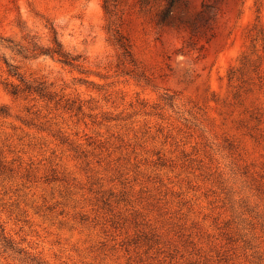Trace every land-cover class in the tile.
Here are the masks:
<instances>
[{
    "label": "rangeland",
    "instance_id": "obj_1",
    "mask_svg": "<svg viewBox=\"0 0 264 264\" xmlns=\"http://www.w3.org/2000/svg\"><path fill=\"white\" fill-rule=\"evenodd\" d=\"M53 29L78 66L18 54ZM1 37L0 264H264V0H0Z\"/></svg>",
    "mask_w": 264,
    "mask_h": 264
},
{
    "label": "trees",
    "instance_id": "obj_2",
    "mask_svg": "<svg viewBox=\"0 0 264 264\" xmlns=\"http://www.w3.org/2000/svg\"><path fill=\"white\" fill-rule=\"evenodd\" d=\"M52 34H53L51 41L52 45L45 47L34 43L31 49L25 46H19L17 49L18 54L23 55L25 58H27L30 55H32L33 57L39 55H50L51 57H57L58 60L64 63L65 65L78 66L80 61V56H74L63 48L62 43L58 39L57 32L54 29L52 31ZM2 40L5 41L6 39L2 37L0 38V47L5 46L7 48L14 49V47L11 45H4ZM6 64L8 67V74L12 77L17 78L19 81V83L16 84L9 83L10 91L12 94L38 95L41 97H45L49 95L47 91V86L43 82L26 79V77L20 72L18 66L13 65L8 61H6Z\"/></svg>",
    "mask_w": 264,
    "mask_h": 264
}]
</instances>
